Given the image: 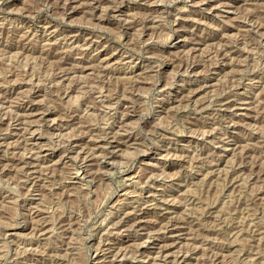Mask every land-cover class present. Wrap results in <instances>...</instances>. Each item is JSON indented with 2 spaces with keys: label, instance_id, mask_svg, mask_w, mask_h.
<instances>
[{
  "label": "rangeland",
  "instance_id": "obj_1",
  "mask_svg": "<svg viewBox=\"0 0 264 264\" xmlns=\"http://www.w3.org/2000/svg\"><path fill=\"white\" fill-rule=\"evenodd\" d=\"M0 264H264V0H0Z\"/></svg>",
  "mask_w": 264,
  "mask_h": 264
},
{
  "label": "bare ground",
  "instance_id": "obj_2",
  "mask_svg": "<svg viewBox=\"0 0 264 264\" xmlns=\"http://www.w3.org/2000/svg\"><path fill=\"white\" fill-rule=\"evenodd\" d=\"M143 26V25H142ZM145 29V28H144ZM17 33V32H16ZM86 51V50H85ZM100 53V52H99ZM107 58V57H106ZM99 59V58H98ZM105 59V58H104ZM106 60V59H105ZM196 90V89H195ZM192 91V90H191ZM194 91V90H193ZM197 91H198V89H197ZM5 104V103H4ZM33 106V105H32ZM26 107V106H25ZM26 109V108H25ZM25 109L23 110V111H25ZM31 109V108H30ZM29 109V110H30ZM28 111V110H27ZM36 113V112H35ZM34 113V114H35ZM25 115H27V112H25ZM30 115V114H29ZM103 124V123H102ZM90 151V150H89ZM43 156V155H42ZM27 162V161H26ZM142 210V209H141ZM143 211H144V209H143ZM134 212V211H133ZM140 213V212H139ZM132 215V214H131ZM136 215V214H135ZM142 215V214H141ZM128 217V216H127ZM137 216H135V218H136ZM137 219V218H136ZM66 221V220H65ZM141 221V220H140ZM136 223V222H135ZM140 225V224H139ZM167 225V224H166ZM43 227V226H42ZM173 229V228H172ZM180 229V228H179ZM172 231V230H171ZM181 232V231H180ZM182 233V232H181ZM150 234V233H149ZM174 234V233H173ZM172 234V235H173ZM176 234V233H175ZM175 236V235H174ZM180 236V235H179ZM177 237V236H176ZM179 238H181V236L179 237ZM154 243V242H153ZM204 245V244H203ZM154 246H156V245H154ZM158 247H162L161 245L160 246H158ZM162 250H164V248H160V249H158V251L157 252H162ZM182 253V252H181ZM64 255V254H63ZM179 255V254H178ZM177 255V256H178ZM180 256V255H179ZM172 257H174V256H172ZM165 258V257H164ZM214 261V260H213Z\"/></svg>",
  "mask_w": 264,
  "mask_h": 264
}]
</instances>
